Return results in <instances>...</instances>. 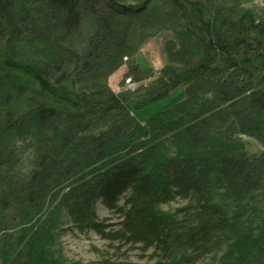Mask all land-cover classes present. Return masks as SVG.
Returning a JSON list of instances; mask_svg holds the SVG:
<instances>
[{
    "label": "trees",
    "instance_id": "obj_1",
    "mask_svg": "<svg viewBox=\"0 0 264 264\" xmlns=\"http://www.w3.org/2000/svg\"><path fill=\"white\" fill-rule=\"evenodd\" d=\"M158 1L185 20L182 61L116 92L108 80ZM244 2L0 0L4 264H64L51 249L62 206L119 249L151 250V264H264V152L243 140L264 145V19ZM182 86L146 123L133 114ZM10 132L32 134L28 171ZM176 198L187 203L162 208ZM99 200L116 221L98 217Z\"/></svg>",
    "mask_w": 264,
    "mask_h": 264
},
{
    "label": "rangeland",
    "instance_id": "obj_2",
    "mask_svg": "<svg viewBox=\"0 0 264 264\" xmlns=\"http://www.w3.org/2000/svg\"><path fill=\"white\" fill-rule=\"evenodd\" d=\"M243 3V7H251L259 17L264 19V0H247ZM185 20L181 13L172 7L169 2L158 1L147 13V16L141 22V31L144 35V41L136 49L132 57L124 58L125 65L121 68L128 67L129 61L138 64L144 71L151 74L140 81H137L130 72H122L118 81L112 79V74L108 80L109 85L115 88L116 92H129L131 90L125 84V78L132 77L135 87H142L152 83L160 74L162 68L168 62L180 63L179 50L184 40ZM257 40V38H256ZM258 41V42H257ZM257 44H260L257 40ZM259 46V45H258ZM264 65V61H263ZM118 69V70H119ZM111 80V81H110ZM113 83L115 86H113ZM114 88H112L114 90ZM186 98V86H182L174 91L167 99L152 104L144 109L135 110L133 114L142 123H146L158 111L164 110L173 104L181 102ZM1 99V92H0ZM27 134H15L10 132L5 135L6 138L17 143L21 149L22 172L31 168L32 159L35 154V142L31 132ZM164 136H160L163 139ZM2 136L0 135V141ZM243 140L251 153L264 152V145L258 140L250 136H244ZM1 172V166H0ZM64 190H67L66 187ZM58 201V200H57ZM52 203V202H51ZM187 200L176 198L174 201L164 204L162 208L165 211H174L178 207L185 205ZM54 205V204H53ZM97 215L101 219H112L111 212L104 206L102 201L96 203ZM61 224L58 228V234L51 247L55 250L56 256L64 262V264H151L150 251L144 252L139 246L117 247L115 244L109 243L103 239L95 231L81 227L66 212L65 206L60 210ZM112 221H116L115 218ZM264 248L262 249V253ZM25 253V252H24ZM26 254V253H25ZM0 256V264L2 262ZM60 261V260H59ZM203 264V263H198Z\"/></svg>",
    "mask_w": 264,
    "mask_h": 264
},
{
    "label": "crops",
    "instance_id": "obj_3",
    "mask_svg": "<svg viewBox=\"0 0 264 264\" xmlns=\"http://www.w3.org/2000/svg\"><path fill=\"white\" fill-rule=\"evenodd\" d=\"M127 71H128V67H126V68L124 67V68H121V69L117 70L116 72H114L113 75H114L115 80L117 79L116 81H118L119 78H120V74H122V72L125 73V72H127ZM113 75H112V76H113ZM110 78H111V77H110ZM110 81H111V80H110ZM113 86H115L114 83H113ZM116 86H117V85H116ZM116 86H115V88H114V87H112V85H111V87L114 88V90L116 89V91H118Z\"/></svg>",
    "mask_w": 264,
    "mask_h": 264
},
{
    "label": "built area",
    "instance_id": "obj_4",
    "mask_svg": "<svg viewBox=\"0 0 264 264\" xmlns=\"http://www.w3.org/2000/svg\"><path fill=\"white\" fill-rule=\"evenodd\" d=\"M126 59V58H125ZM126 83L130 89H135V82L132 80L131 77L126 79Z\"/></svg>",
    "mask_w": 264,
    "mask_h": 264
},
{
    "label": "bare ground",
    "instance_id": "obj_5",
    "mask_svg": "<svg viewBox=\"0 0 264 264\" xmlns=\"http://www.w3.org/2000/svg\"><path fill=\"white\" fill-rule=\"evenodd\" d=\"M123 65H125V62H124V64ZM143 70V69H142ZM112 77V79L114 78V75L113 76H111Z\"/></svg>",
    "mask_w": 264,
    "mask_h": 264
}]
</instances>
